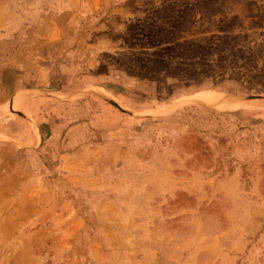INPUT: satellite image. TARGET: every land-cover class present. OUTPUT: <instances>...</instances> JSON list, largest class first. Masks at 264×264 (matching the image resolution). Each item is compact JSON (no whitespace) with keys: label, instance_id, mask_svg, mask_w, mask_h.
Masks as SVG:
<instances>
[{"label":"rangeland","instance_id":"1","mask_svg":"<svg viewBox=\"0 0 264 264\" xmlns=\"http://www.w3.org/2000/svg\"><path fill=\"white\" fill-rule=\"evenodd\" d=\"M0 195V264H264V0H0Z\"/></svg>","mask_w":264,"mask_h":264},{"label":"crops","instance_id":"2","mask_svg":"<svg viewBox=\"0 0 264 264\" xmlns=\"http://www.w3.org/2000/svg\"><path fill=\"white\" fill-rule=\"evenodd\" d=\"M14 99H15V96L13 95V93L10 94V95H9V100H8V105H9V107H11V108H12V106H13ZM0 197H1V195H0Z\"/></svg>","mask_w":264,"mask_h":264},{"label":"water","instance_id":"3","mask_svg":"<svg viewBox=\"0 0 264 264\" xmlns=\"http://www.w3.org/2000/svg\"><path fill=\"white\" fill-rule=\"evenodd\" d=\"M249 99H252V98H255V97H253V96H251V97H248Z\"/></svg>","mask_w":264,"mask_h":264}]
</instances>
